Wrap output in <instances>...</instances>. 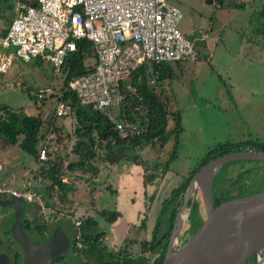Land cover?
<instances>
[{"label":"rangeland","instance_id":"obj_1","mask_svg":"<svg viewBox=\"0 0 264 264\" xmlns=\"http://www.w3.org/2000/svg\"><path fill=\"white\" fill-rule=\"evenodd\" d=\"M168 2L177 5L183 12V18L179 24L183 35L193 38L195 34L206 32L212 37L220 34L219 37L224 39L225 26L221 21L218 22L217 20V17L224 12L219 9L216 1L210 3L208 0H168ZM0 9L2 10H0V44L2 45L4 37L1 31L18 14L17 0H1ZM212 37L201 44L204 46L205 44L213 45L215 39H212ZM221 42L219 40V44ZM246 45L247 47L249 46L248 48L253 46L252 42L246 43ZM248 48L245 50L254 52V54L256 52L259 54L257 57H260L258 49L256 50L259 52L255 49L252 51L253 48ZM219 50L224 51V48L221 47ZM6 51L8 50L3 49L0 52V56ZM236 58H232L234 62L228 67L222 64L212 66L204 56L200 57L196 62H168L174 70L173 78L161 83L160 88L167 83L169 85L170 83L173 84L172 87L166 88L170 96L167 98L168 100L170 99L169 104L173 101L178 102L175 103L176 106H171V109L179 111L183 109L185 120L187 119L188 121L187 123L185 122L186 132L182 135L178 157L171 163L172 174L168 176L167 183L163 184V180H161L162 178L164 179L162 170H158L161 172L160 174L158 173V177L153 182L145 183V196L140 194L141 199L139 201L136 199L135 203L128 207H118L121 201L124 205L128 203L123 200L124 195L122 196V191L120 192L125 178L122 176L123 171H144V169L142 166L130 164L131 166L125 167L126 169H123L122 172V168L116 167H114L116 171H110L109 168L105 167L107 164L104 161V148L97 149L98 157L100 158L94 164L102 168V172L98 176H95L93 172L83 173L82 171L65 175L64 180H71L72 182L70 181V183L73 185L67 193L68 198L66 201L68 202L64 206L65 209L74 211L78 217L83 216L84 218L89 215L95 216L104 209L108 211L116 210L119 213V219L110 226L103 217L98 215L100 222L99 231L103 232L110 229L113 232L109 233L108 231L105 236V244L108 245L109 249H113L116 244L123 241L125 233H127L126 237L133 235L138 240L151 239L156 217L161 208V200L169 194L168 190L176 185L182 176L194 169L199 161L220 143L253 140L264 142V65L242 60L239 57V59ZM219 60L225 62L228 58L219 57ZM181 66L184 72H182ZM218 73H221L222 76ZM229 75L232 76L231 79ZM188 77H190V80ZM128 82L130 83L129 80ZM63 85V73L55 72L49 63L25 62L16 54H13L9 70L4 74L0 73V106L7 104L11 107H16L17 110L22 111L24 109L26 112L35 115L42 112L41 115L45 118L48 113H53L54 115L56 99L54 96L46 99H40L36 96L38 103L35 104V94L44 91L48 87L60 89ZM199 89H201L203 94L198 91ZM187 92H189V95H186ZM198 93L206 98L205 103L197 101L200 100ZM191 104L193 105L191 106ZM190 107L197 110L201 109L196 112H190ZM120 112L118 107L113 109L114 116L117 118ZM61 121L63 120L55 117L54 123L58 124ZM170 122L172 124V118ZM182 124L184 126L183 114ZM52 129L53 127L49 133L53 135L51 138L56 140L57 136ZM74 129L75 127L73 126L72 128L67 127L69 131H63V139L56 143L59 144L61 154L65 158L66 155L70 154V147L73 146L70 145V141L74 139V135L72 139L69 135ZM172 145L173 142H170L163 150H160L159 147L152 149L149 147L144 150L142 156L145 161L165 162L170 156ZM70 157L72 159L77 156L72 153ZM66 161L69 162L68 160ZM0 163L5 165V172L7 173L0 175V184L6 183L17 190H24L29 186L28 183H31V188L34 191L37 192L36 186L40 185L45 193V185L49 184L44 182L42 178H38L37 182L34 180V175L31 171L36 166L34 159L30 154L21 150L18 144H6L0 141ZM39 168L36 167L34 170ZM243 169L247 170L244 174L242 172ZM150 171L156 170L152 169ZM34 172L37 173L38 171ZM80 173H83L85 177H80ZM24 176H28V181ZM143 178L145 180V176L135 173V183L132 186L138 188L140 184L142 187V184H144L142 182ZM238 178L241 181H238V183H242L247 191L262 185L264 183V163L260 165L258 161L253 163L249 160L229 163L218 173L214 185L215 187L227 186L229 182ZM110 181L113 182V190L108 188V182ZM36 183H39V185ZM162 185L164 187L163 190L161 189ZM153 193L155 199L151 200L150 196ZM59 194L60 191L57 190L53 200L60 201ZM128 195L130 193L126 192L125 199L127 200L129 199ZM36 198L38 199V197ZM28 205L31 207L32 203ZM145 217H147L148 225L144 230L139 225ZM128 219L129 223L136 222L138 224L136 228L132 226L129 229L131 224L127 225ZM193 220L194 222L198 220L196 211L191 213L188 222L183 227V231L191 227ZM196 223H194V227H196ZM111 237H114V239ZM189 237L190 234L184 240ZM184 240H182V243ZM137 249L138 245L135 246L134 252Z\"/></svg>","mask_w":264,"mask_h":264},{"label":"trees","instance_id":"obj_2","mask_svg":"<svg viewBox=\"0 0 264 264\" xmlns=\"http://www.w3.org/2000/svg\"><path fill=\"white\" fill-rule=\"evenodd\" d=\"M19 1L38 5L37 0ZM229 5L231 8L236 7L234 4ZM11 23L1 31L3 37L7 36ZM2 50L3 47L0 45V52ZM31 61L36 64L42 62L39 59H33ZM96 63L97 56L95 55L92 41L87 39L79 40L77 50L68 55L61 71L64 75V85H67L68 81L73 77L92 71ZM149 69L159 73L157 80L160 82L170 74L171 66L168 62L153 63L150 65L144 64L133 71L129 81L136 90L135 92L130 90L126 91L127 97L121 107L119 118L139 123L145 128L142 134L135 137H121L119 132L114 129V124L109 117L92 109L90 106L81 104L76 93L73 91L66 93L63 97L71 104V112L66 117H57L63 120L58 124L54 123L56 116L53 113L46 114L44 118L41 115L42 112L35 115L26 112L24 109L22 111L17 110L16 107H11L7 104L0 106V141L6 144H18L21 150L33 157L37 167H40L38 170H31L34 175V180L37 182L38 178H42L44 182L49 184L45 185L44 193L42 186L36 183L39 185L36 186V189L41 199L46 201L53 200L55 193L59 190V198L66 200L68 198L67 193L73 186L70 183L71 180H64L67 174L82 171L83 173L93 172L95 176L99 175L102 168H99L94 163L100 158L97 152V149L100 148L105 149L104 161L107 164L105 167L109 168L110 171H116L114 169L116 167L122 168V172L123 169L131 166L130 164L142 166L145 171L146 184L153 182L158 177L161 173L158 170H162L164 174L172 171L170 166L178 157L181 135L184 131L182 112L172 110V105L159 92L160 90L157 89V86L150 83L152 73H150ZM34 97L35 104H37V97ZM171 118L172 124L170 122ZM65 122H72V126L75 127L69 135L71 139L74 135V142L73 140L70 141V145L73 146H68L71 150L70 154L73 153L77 157L71 159L69 154L65 158L59 149V151L51 153L48 160H40L39 153L42 141L53 127L52 130L55 132L57 138L56 140L51 138L48 141V146H51L53 141L56 143L60 142L63 139V131L66 127ZM170 142H173V145L170 156L165 162L144 160L142 153L145 149L159 147L160 150H163ZM247 149L264 151V142L258 140L225 142L220 143L216 148L210 150L199 161L198 165L187 175L182 176L177 186L161 200V208L156 217L152 238L138 240L133 236H129L125 239L124 244L115 246L113 249H109L108 245L105 244V264H163L177 213L195 174L213 158L226 153ZM249 161L254 163V161L258 160ZM258 162L260 165L264 163L261 160ZM152 169L156 171H150ZM34 171L38 172L36 173ZM245 171L247 170H242L243 174ZM83 173H80V177H85ZM25 179L27 180L28 176ZM231 180L233 179L231 178ZM238 181L241 182L238 178L228 184L226 183L227 186L221 185L215 187L214 185L213 198L215 204L235 194L244 192L245 187H243L242 183L239 184ZM112 184V181L108 182L109 190H113ZM115 190L118 192L117 189ZM150 199H155L154 194L150 196ZM190 203L191 200L189 205H191ZM193 211H196L198 220L196 221L197 223L193 220L191 224L190 237L197 231L203 221L199 213L198 203L194 206ZM98 215L103 217L109 225L115 223L120 215L116 210L108 211L104 209L95 216L89 215L87 218L80 216L81 219L84 218L79 227L83 240L90 246L92 245V249L98 255L100 259L99 263H101L103 261L102 259H104L102 238L104 235L106 236L107 231H99L98 226L100 222ZM146 220L147 217L139 225L144 230L148 225ZM194 223H196V227H194ZM187 240H184L182 245ZM137 245L138 249L134 254V248ZM248 264L252 263L250 262Z\"/></svg>","mask_w":264,"mask_h":264},{"label":"built area","instance_id":"obj_3","mask_svg":"<svg viewBox=\"0 0 264 264\" xmlns=\"http://www.w3.org/2000/svg\"><path fill=\"white\" fill-rule=\"evenodd\" d=\"M38 5L17 1L18 14L2 42L8 51L0 56V73H6L13 54L25 62L33 59L49 63L61 72L67 57L77 50L78 41L94 45V69L73 77L60 89L48 87L35 94L40 99L55 97L56 117H66L71 104L63 97L75 92L81 104L109 117L121 137H135L145 128L139 123L115 117L113 109L123 106L127 90L135 92L128 80L135 69L153 63L199 60L196 40L183 35L179 24L182 10L168 0H37ZM207 39V35L201 37ZM150 82L159 73L149 69ZM120 116V115H119ZM50 132V131H49ZM48 133L40 145V160L59 151ZM24 190L0 184V196L14 195L25 200L36 198L28 183Z\"/></svg>","mask_w":264,"mask_h":264},{"label":"water","instance_id":"obj_4","mask_svg":"<svg viewBox=\"0 0 264 264\" xmlns=\"http://www.w3.org/2000/svg\"><path fill=\"white\" fill-rule=\"evenodd\" d=\"M225 0H208L210 3ZM199 58L209 49L196 43ZM238 160L264 161V151L243 150L230 152L209 160L191 180L183 203L176 216L163 264H245L256 255L257 264H264V183L245 190L215 204L213 187L221 169ZM191 205L188 207L189 202ZM26 200L11 195L4 205H16L17 222L13 230L24 245L33 242L20 227V215ZM202 224L183 244L180 235L196 204Z\"/></svg>","mask_w":264,"mask_h":264},{"label":"flooded vegetation","instance_id":"obj_5","mask_svg":"<svg viewBox=\"0 0 264 264\" xmlns=\"http://www.w3.org/2000/svg\"><path fill=\"white\" fill-rule=\"evenodd\" d=\"M10 196H0V264H105V235L102 238L104 259L99 263L100 259L94 253L92 245L84 242L79 230L84 218L65 209L68 202L66 200H26L20 215V227L33 244L24 246L13 230L18 218L17 206L3 204ZM29 203H32L31 207ZM127 221V225L131 224L129 229L138 225L136 222L129 223V219ZM108 231L113 233L110 229ZM189 232L190 228L182 231L181 245ZM125 237L115 246H121L127 238ZM250 262L257 264L256 255L250 257L245 264Z\"/></svg>","mask_w":264,"mask_h":264},{"label":"crops","instance_id":"obj_6","mask_svg":"<svg viewBox=\"0 0 264 264\" xmlns=\"http://www.w3.org/2000/svg\"><path fill=\"white\" fill-rule=\"evenodd\" d=\"M217 4L219 5V9H221L224 12L222 15L217 17L218 22L221 21V23L225 26V30L223 32L224 39L222 37H219L220 34L217 35L216 37H212L209 34H207L206 32H202L201 34H195L192 38V39L196 40L197 43H200V44L202 42H206L211 37H212V39H215V43L213 45H206L205 44V47L209 49V53L205 57L207 60H209V62H210L209 64H211L212 66L217 65V64H222V65H225L226 67H228L229 65H231L234 62V59H232V58H235V57L238 58L239 57L242 60H247L249 62L264 65V0H225L224 2H217ZM229 4H234V5H236V7L231 8V6ZM237 5H239V6H237ZM241 5H243V6L240 7ZM229 19H231V20H229ZM257 21H258V23H257ZM211 23H213V22L211 21ZM226 24H228V26H226ZM203 35H207V39L202 40L201 37ZM219 40L222 41L221 44H219ZM250 42H252L253 46L248 48L249 46L247 47L246 43L249 44ZM221 47L224 48V51L219 50ZM246 48H248V49L253 48L252 51H254V49L255 50L258 49L260 51V57H257L259 55L258 53L255 52V54H254V52H248L247 50H245ZM258 50H256V51H258ZM219 57H225V58H228V60H225V62H223L222 60H219ZM226 61H227V63H229V62L230 63L227 64ZM181 70H182V72H184L182 66H181ZM173 74H174V70H173V67H171L170 74L164 80H161L159 82V81H157V79H158L157 78L155 83L150 82L151 84L157 86V88L160 90L159 92L162 93V95L168 101V103H170V101H169L170 99L168 100L167 98H169L170 96H169V92L167 91L166 88L172 87L173 84L170 83V85H169V83H167V84H165V86H161V88H160V85L164 81L171 80L173 78L172 77ZM218 74L222 76L221 73H218ZM229 77H230V79L232 78L231 75H229ZM188 79L190 80V77H188ZM196 79H197V77H196ZM198 91L202 92L201 89H199ZM198 94H199L200 100H197V101H200L201 103H205L206 98L202 95L203 92H202V94H200V93H198ZM186 95H189V92H187ZM172 103L170 105L174 106L175 103H178V102L173 101ZM192 105L193 104H191V106ZM200 109L197 110V109L190 107V112H196V111H199ZM181 112L183 114V120H184V131L182 133V135H183L186 132L185 122L187 123L188 120L187 119L185 120V112L183 111V109L181 110ZM188 116H189V114H188ZM65 123H66V127L64 128V131L68 132L69 130H67V127L72 128L73 124H72V122H65ZM182 135H181V141H182ZM34 163H35V161H34ZM35 165L37 166L36 163H35ZM36 166H34V168ZM132 172H134V173L131 174ZM144 172L145 171H123L122 176H124L125 178H124L123 184L121 185L120 192L122 191L121 195L122 196L124 195L123 200H126L128 203L126 205H124L123 202L121 201V203L118 205V207H120V208H122L123 206L128 207V206L134 204L135 203L134 201L136 199L138 201L141 199L140 194L145 196L146 186H145L144 178L142 179V182L144 183V184H142V187L140 184H139L138 188H135L132 186V184L135 183V173H138L140 176H144ZM3 173L7 174L5 172V165L0 163V175H3ZM171 174H172V171L167 172L166 174L162 173V176H164V179L163 178L161 179V180H163V184L167 183L168 176H170ZM185 175H187V174H185ZM85 179H87V178H85ZM27 181H28V179H27ZM87 181H88V179H87ZM178 183L179 182H177V184ZM3 184H6V183H3ZM177 184L168 190L169 193L172 191L173 188H175L177 186ZM161 189L162 190L164 189L163 185H162ZM126 192L130 193V195H128V198H129L128 200L125 199V193ZM135 217H136V215H135ZM111 238L114 239V237H111Z\"/></svg>","mask_w":264,"mask_h":264},{"label":"clouds","instance_id":"obj_7","mask_svg":"<svg viewBox=\"0 0 264 264\" xmlns=\"http://www.w3.org/2000/svg\"><path fill=\"white\" fill-rule=\"evenodd\" d=\"M39 60H40V59H39ZM42 62H44V61H42ZM36 167H37V166H36ZM36 167H35L34 169H36ZM37 195H38V193H37ZM39 197H40V196H39ZM39 197H38V198H39Z\"/></svg>","mask_w":264,"mask_h":264}]
</instances>
